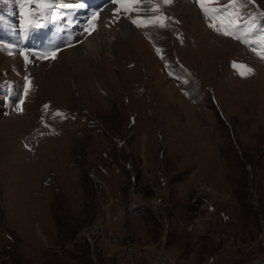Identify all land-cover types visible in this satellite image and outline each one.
Listing matches in <instances>:
<instances>
[{"label":"rangeland","instance_id":"rangeland-1","mask_svg":"<svg viewBox=\"0 0 264 264\" xmlns=\"http://www.w3.org/2000/svg\"><path fill=\"white\" fill-rule=\"evenodd\" d=\"M112 1L106 38L77 0L72 41L64 0H0V264L264 259V33L238 17L264 0Z\"/></svg>","mask_w":264,"mask_h":264},{"label":"bare ground","instance_id":"bare-ground-1","mask_svg":"<svg viewBox=\"0 0 264 264\" xmlns=\"http://www.w3.org/2000/svg\"><path fill=\"white\" fill-rule=\"evenodd\" d=\"M67 4L66 8L64 10H69V11H72L74 13V16H68V23H67V27H65L67 30V34L65 35V37L68 39V40H72L71 38L73 36H75L74 33L71 32V27L73 26V24L75 22H78L76 17L78 18V20L83 17L84 15L77 12V11H74V9L76 8L77 6V0H64ZM108 1V2H107ZM73 2L72 6L70 5V3ZM94 3L92 4V7L91 9H89L90 12H98V15H99V21L97 23V27L98 28H101L102 31H106V35L105 37L108 38L109 35L113 34L114 32V29L111 28L108 24V19L105 18L107 15L105 14V10L107 8L111 9L113 8L114 11H116V6H114L113 4V1L112 0H99V1H93ZM104 3H107L104 7ZM100 5V6H99ZM97 6H99L98 8H96ZM118 11V10H117ZM58 13V12H57ZM104 14L106 15L104 17ZM72 15V14H71ZM94 14H90V16H93ZM54 18H55V22L58 21V16L55 14L53 15ZM112 18L114 19V16L115 14L113 13L112 14ZM87 17V16H86ZM10 22V21H9ZM12 24H7L8 25V28H13V24L15 25V23L13 22H10ZM81 25V24H80ZM64 27V26H63ZM43 28L46 30L45 32L47 33V29L46 27H43V26H38L36 25L34 22H26V21H23L22 23V26L19 30H16L13 28L16 36L19 38H26V37H31V39H35L36 40V37L34 35H40L43 31ZM100 29V30H101ZM30 30H32L33 32H30ZM98 30V29H97ZM96 30V31H97ZM75 31H82L80 29H76ZM95 33V32H94ZM122 33L124 35L127 36V33H128V29L126 28V26L124 27V30H122ZM133 33V32H132ZM63 34V35H64ZM44 35V34H43ZM102 35V34H101ZM13 36V35H12ZM105 37L102 35V36H92L91 38L87 39V41H83V39H81L80 37H78V40L81 39V44L78 45V46H74L70 49V58L71 60H75L76 58H78L79 56H82V55H85V54H91L92 57H95L99 54H101V50L103 49V47H105L106 45L109 46L110 44H108L105 40ZM47 39L46 37H37V39ZM23 40V39H22ZM77 40V41H78ZM73 41V40H72ZM80 43V42H79ZM73 46V45H72ZM71 47V46H70ZM67 51V50H66ZM111 55V54H110Z\"/></svg>","mask_w":264,"mask_h":264},{"label":"snow or ice","instance_id":"snow-or-ice-1","mask_svg":"<svg viewBox=\"0 0 264 264\" xmlns=\"http://www.w3.org/2000/svg\"><path fill=\"white\" fill-rule=\"evenodd\" d=\"M117 3H120L123 7H125L126 11H136V8L134 7V5L139 3V0H116ZM165 2H169V0H165ZM201 7L204 8V2L203 0H201ZM205 11L207 12L208 9H205ZM166 19V18H165ZM134 24H137V26H144L145 22L144 21H140V20H133L132 21ZM161 26H163V22L161 21ZM210 27H214V25H210ZM217 31H219L220 29H216ZM224 35H230L231 33L228 31H224L223 33ZM157 52H160V49H157ZM54 58V57H53ZM25 59H27V57H25ZM234 67L237 68H243L245 69V71L241 72V75H245L246 73H250L251 69H248L247 66L244 65H233ZM47 108V106H45ZM56 115H60L62 116V113H56Z\"/></svg>","mask_w":264,"mask_h":264},{"label":"built area","instance_id":"built-area-1","mask_svg":"<svg viewBox=\"0 0 264 264\" xmlns=\"http://www.w3.org/2000/svg\"><path fill=\"white\" fill-rule=\"evenodd\" d=\"M88 229L91 232H94V234H96L97 237L102 238L103 240H106L108 242L111 241L112 234L109 232V230L106 229V226L104 224L96 225L95 227L89 226ZM112 239L115 240L116 238H112ZM131 250H132V247H131Z\"/></svg>","mask_w":264,"mask_h":264},{"label":"water","instance_id":"water-1","mask_svg":"<svg viewBox=\"0 0 264 264\" xmlns=\"http://www.w3.org/2000/svg\"><path fill=\"white\" fill-rule=\"evenodd\" d=\"M262 262H264V259L256 260V261H254V262L251 263V264H260V263H262Z\"/></svg>","mask_w":264,"mask_h":264}]
</instances>
